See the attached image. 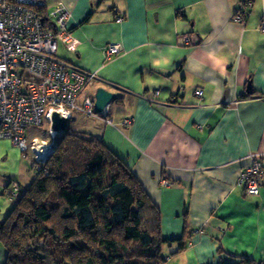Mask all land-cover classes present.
<instances>
[{
	"label": "crops",
	"instance_id": "obj_1",
	"mask_svg": "<svg viewBox=\"0 0 264 264\" xmlns=\"http://www.w3.org/2000/svg\"><path fill=\"white\" fill-rule=\"evenodd\" d=\"M59 1L78 39L66 60L97 73L77 102L97 88L115 94L100 119H69L85 118L75 131L101 140L160 209L165 262L264 261V191L238 181L252 155L264 166V0L238 23L240 0ZM111 42L121 50L106 59ZM22 155L0 141V222Z\"/></svg>",
	"mask_w": 264,
	"mask_h": 264
},
{
	"label": "trees",
	"instance_id": "obj_2",
	"mask_svg": "<svg viewBox=\"0 0 264 264\" xmlns=\"http://www.w3.org/2000/svg\"><path fill=\"white\" fill-rule=\"evenodd\" d=\"M54 142L28 186L13 180L3 188L9 200L16 191L0 222L5 264H164L161 212L135 174L86 133L67 128Z\"/></svg>",
	"mask_w": 264,
	"mask_h": 264
},
{
	"label": "built area",
	"instance_id": "obj_3",
	"mask_svg": "<svg viewBox=\"0 0 264 264\" xmlns=\"http://www.w3.org/2000/svg\"><path fill=\"white\" fill-rule=\"evenodd\" d=\"M254 1L240 0L235 22H243V15ZM70 16V10L59 0H0V140L8 139L22 152L29 148L36 161L38 152L49 153L57 134L49 129L46 145L36 137L28 142V127L50 122L54 111L66 119L74 111L88 116L95 113L92 96L76 104L97 73L56 55L60 45L68 52L77 51L78 39L67 26ZM120 50L111 42L105 46L104 56L110 59ZM196 94L200 96L203 91L197 90ZM249 161L238 181L244 192L257 196L264 191V166L254 155ZM14 190L8 193L10 200L16 196Z\"/></svg>",
	"mask_w": 264,
	"mask_h": 264
},
{
	"label": "rangeland",
	"instance_id": "obj_4",
	"mask_svg": "<svg viewBox=\"0 0 264 264\" xmlns=\"http://www.w3.org/2000/svg\"><path fill=\"white\" fill-rule=\"evenodd\" d=\"M57 50L58 51H57L56 55L58 57L64 58L65 60L66 59L68 60V59L72 58V53H70L68 51H65L61 45L58 47ZM86 97H87V95L84 96L83 99H85ZM79 100L82 101V96L80 97ZM79 103H81V102H79ZM79 103L77 102L76 105L78 106ZM75 112H81V111H75ZM81 113L83 115H85V116H88L84 112H81ZM95 114L97 115L96 117H94ZM94 116L91 115V116H88V117H90V118L94 117V118H97V119L101 118L100 115L97 114V113H94ZM74 117H76V114H74L73 118ZM78 120H79V117L75 118V119H72V120L69 119L68 120V124H67L68 130L75 131V129H77L78 127L83 125V123L86 121L85 118L84 119H80V121H78ZM46 129H47V131H46ZM49 129H50L49 122H47V121H45L42 126L28 127L26 129V135H27L29 141L28 140L27 141L30 142V139L36 137L38 142H42L43 141L45 143L44 145H46V143H48L49 140H50V137H49L50 136V131H49ZM60 135H62V134L61 133H57L56 137H54V141L57 138V136H60ZM54 146H50V151H49V155H48L47 159L51 156L52 152L54 151ZM22 154H23L22 158L18 162L19 167H20L19 173L16 176H14V177H15V180L17 179L22 186H25V185L28 186L31 183V181L33 180L34 176H35V167L39 168V171L41 170V166H40L41 164H38V163H41V162H38V161H36L34 159V155H32V153H31L29 148L26 150L25 153H22ZM47 159H46V161H47ZM45 162H43V163H45ZM169 183H170L169 181L166 182V184H163V182H162L163 185H168ZM3 196L6 198V195H3ZM162 254H165V250H163ZM6 259H7V257H6ZM164 264H176V262H175V259H173L172 262H170V263L164 262Z\"/></svg>",
	"mask_w": 264,
	"mask_h": 264
},
{
	"label": "water",
	"instance_id": "obj_5",
	"mask_svg": "<svg viewBox=\"0 0 264 264\" xmlns=\"http://www.w3.org/2000/svg\"><path fill=\"white\" fill-rule=\"evenodd\" d=\"M65 50L67 51V49ZM93 95H94L93 97L94 112L100 115L112 102L115 94H112V92L102 87V88H97ZM49 120H50L49 122L50 130L54 131L56 134L57 133L63 134L67 129V124L69 119H66L63 116H61L58 111L52 112Z\"/></svg>",
	"mask_w": 264,
	"mask_h": 264
},
{
	"label": "bare ground",
	"instance_id": "obj_6",
	"mask_svg": "<svg viewBox=\"0 0 264 264\" xmlns=\"http://www.w3.org/2000/svg\"><path fill=\"white\" fill-rule=\"evenodd\" d=\"M0 141H6V142H8V143L10 144V141H9L8 139H2V140H0ZM14 147H15V146H14ZM19 151H20V150H19ZM20 152H22V151H20ZM25 152H26V151H23L22 153H25ZM38 155H39V158H38L37 160H38V162H41V163H38V164H42L43 162L46 161V159H47L49 153L45 154V153L38 152ZM34 163H35V162H34ZM36 163H37V162H36Z\"/></svg>",
	"mask_w": 264,
	"mask_h": 264
},
{
	"label": "flooded vegetation",
	"instance_id": "obj_7",
	"mask_svg": "<svg viewBox=\"0 0 264 264\" xmlns=\"http://www.w3.org/2000/svg\"><path fill=\"white\" fill-rule=\"evenodd\" d=\"M94 97V96H93Z\"/></svg>",
	"mask_w": 264,
	"mask_h": 264
}]
</instances>
